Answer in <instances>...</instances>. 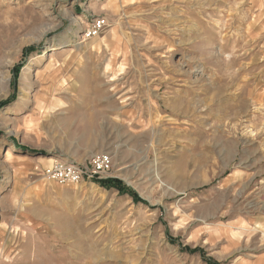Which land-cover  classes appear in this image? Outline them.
Listing matches in <instances>:
<instances>
[{
    "label": "rangeland",
    "instance_id": "1",
    "mask_svg": "<svg viewBox=\"0 0 264 264\" xmlns=\"http://www.w3.org/2000/svg\"><path fill=\"white\" fill-rule=\"evenodd\" d=\"M13 95L0 264H264V0H0ZM97 156L146 204L44 179Z\"/></svg>",
    "mask_w": 264,
    "mask_h": 264
},
{
    "label": "built area",
    "instance_id": "2",
    "mask_svg": "<svg viewBox=\"0 0 264 264\" xmlns=\"http://www.w3.org/2000/svg\"><path fill=\"white\" fill-rule=\"evenodd\" d=\"M105 18L94 20L91 27L85 33V37L91 38L98 36L106 27ZM108 156H97L88 165L81 166L63 161H54L44 172V179L58 185H79L86 181L93 182L107 179L110 165Z\"/></svg>",
    "mask_w": 264,
    "mask_h": 264
},
{
    "label": "trees",
    "instance_id": "3",
    "mask_svg": "<svg viewBox=\"0 0 264 264\" xmlns=\"http://www.w3.org/2000/svg\"><path fill=\"white\" fill-rule=\"evenodd\" d=\"M35 51L34 48H27L24 50L23 52V57L26 58L28 56V54H31ZM23 58V60H24ZM21 70V67H17L16 70H15V73L16 75H18L19 71ZM16 96L13 95L11 99L7 100L6 102L4 103H1L0 104V108L8 105L9 103H11L13 101V99H15ZM96 183L103 187V188H106V189H115L117 190L121 195H129L134 201L136 202H143L146 204V202L142 201V199L138 196V194L129 189V188H126L124 186V184L118 180V179H113V178H107V179H103V180H99V181H96ZM170 241L174 244L177 243V240L176 239H171L170 238ZM185 251L191 253V254H195V253H198L201 258L207 263V264H219L217 262H215L213 259L209 258L206 256V253L203 249H200V248H196V249H190V248H184Z\"/></svg>",
    "mask_w": 264,
    "mask_h": 264
},
{
    "label": "bare ground",
    "instance_id": "4",
    "mask_svg": "<svg viewBox=\"0 0 264 264\" xmlns=\"http://www.w3.org/2000/svg\"><path fill=\"white\" fill-rule=\"evenodd\" d=\"M182 106H183V105H182ZM184 106H185V108H188V106H187V105H184ZM179 107H180V106H179ZM181 109H182V108H181ZM181 109H180V110H181ZM178 110H179V109H178ZM183 112H184V111H183ZM230 116H231V115H230ZM229 152H230V151H229Z\"/></svg>",
    "mask_w": 264,
    "mask_h": 264
}]
</instances>
